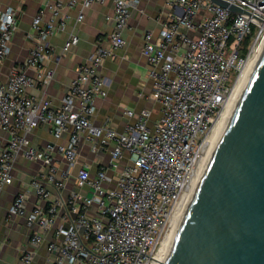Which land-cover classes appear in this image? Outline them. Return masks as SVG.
Segmentation results:
<instances>
[{"label":"built area","instance_id":"built-area-1","mask_svg":"<svg viewBox=\"0 0 264 264\" xmlns=\"http://www.w3.org/2000/svg\"><path fill=\"white\" fill-rule=\"evenodd\" d=\"M227 1L246 13L232 12L212 0H168L176 12L163 23L157 41L152 31L146 34L143 49L154 78L150 98L161 105V117L151 125L152 110H127L132 121L122 132L109 119L97 125L93 118L96 100L108 96L100 68L126 46L125 32L139 0H58L47 3L34 18V32L29 34L34 46L28 57L7 81L0 79V127L9 135L6 146L0 143V192L13 183L21 155L44 165L46 171L17 195L9 216L27 217L36 227L30 239L34 248L55 231L56 239L48 243L53 264L155 263L173 215L193 185L208 140L248 61L264 43V0ZM110 2L114 13L107 21L112 32L106 42H96L88 62L78 67L61 107L54 109L29 94V89L46 86L55 76L48 67L56 50L51 38L67 30L70 16L64 10L80 7L81 22L84 9ZM252 26L257 30L254 35ZM18 30V11H0V65L11 53ZM248 35L253 42L242 54ZM79 42V35L71 33L63 55ZM41 125L52 127L55 140L69 133L68 143L32 146L30 134ZM83 139L92 143L100 169L93 176L88 165L82 166L75 187L67 192ZM32 195L37 204L29 212ZM33 262L34 252L25 250L21 264Z\"/></svg>","mask_w":264,"mask_h":264},{"label":"crops","instance_id":"crops-1","mask_svg":"<svg viewBox=\"0 0 264 264\" xmlns=\"http://www.w3.org/2000/svg\"><path fill=\"white\" fill-rule=\"evenodd\" d=\"M56 1L58 0H0V11L14 8L19 15V30L14 37L11 53L0 65L2 81H7L13 72L22 67L34 46L33 40L29 38V34L34 32V18L47 3L54 4ZM175 12L176 10L169 6L168 0H139L125 32L126 46L118 50L112 59L106 60L100 68V74L106 81L108 96L96 100L97 111L93 118L95 124L103 125L109 119L111 125L122 132L132 121L126 114L130 109L137 113L143 109L152 110L154 114L151 125L161 117V105L150 98L154 90V78L143 49L146 34L152 31L154 40L157 41L163 23L170 20ZM64 13L70 16L67 30L51 38L56 50L48 62V67L55 70V76L50 84L28 91L32 96L50 102L54 109L61 107L65 94L77 77L78 67L88 62L95 51L96 42L99 39L106 42L113 29L112 24L107 21V17L114 13L111 2L84 9V19L81 22L77 21L80 7L67 8ZM71 33L79 35L80 42L72 47L68 54L63 55L64 44ZM27 73L33 77L37 76L35 70H28ZM29 138L32 146L42 148L53 141L67 144L70 134L65 133L61 139L55 140L52 127L41 125ZM8 140V133L0 127L1 146H6ZM91 145L92 143L83 139L80 161L67 181V192L75 187L76 177L82 166L88 165L93 176L100 169V164L91 151ZM109 160L110 155L107 154L103 164L107 166ZM61 168H68L64 160H61ZM45 171L46 168L41 162L29 160L21 155L13 171V183L0 192V264H21L25 250L34 252L33 264H53V258L48 252V243L56 239L55 231L52 230L47 235L41 247L34 248L30 239L36 227L28 224L27 217L9 216L10 207L17 195L25 192L32 179ZM109 174L113 175L111 171ZM49 188L56 192L54 187ZM36 204L37 197L32 195L28 211L30 212Z\"/></svg>","mask_w":264,"mask_h":264},{"label":"water","instance_id":"water-1","mask_svg":"<svg viewBox=\"0 0 264 264\" xmlns=\"http://www.w3.org/2000/svg\"><path fill=\"white\" fill-rule=\"evenodd\" d=\"M166 264H264V53Z\"/></svg>","mask_w":264,"mask_h":264},{"label":"bare ground","instance_id":"bare-ground-1","mask_svg":"<svg viewBox=\"0 0 264 264\" xmlns=\"http://www.w3.org/2000/svg\"><path fill=\"white\" fill-rule=\"evenodd\" d=\"M264 53V43L256 50L254 56L248 61L245 69L243 70V73L236 84L233 93L231 95V98L228 101L227 107L223 114L220 117V120L217 122L209 140L207 143V148L205 150V154L203 155V158L201 159L199 165H198V171L197 175L194 179L193 185L191 188L187 191V193L184 195L183 200L177 207L173 218H172V224L168 231V234L165 238V241L162 245V248L159 252V255L156 258V261L154 264H166L170 253L172 251V248L174 246L175 240L177 238V235L180 231V228L184 222V219L186 217V214L191 206V203L193 202V199L196 195V192L198 190V187L204 177V174L209 167L212 158L222 140L224 137V134L229 127V124L234 116V113L243 97V95L246 92V89L255 73V70L257 69V66L261 60V57Z\"/></svg>","mask_w":264,"mask_h":264},{"label":"rangeland","instance_id":"rangeland-1","mask_svg":"<svg viewBox=\"0 0 264 264\" xmlns=\"http://www.w3.org/2000/svg\"><path fill=\"white\" fill-rule=\"evenodd\" d=\"M256 27L255 26H252V34L254 35L255 33H256ZM252 42H253V39H252V35H248V37L245 39V41H244V43H243V45H242V47H241V52H242V54L243 53H245V50H246V48H248V46L250 47L251 45H252ZM234 75V74H233ZM234 80H235V77L233 76V78H232V83L234 82ZM231 83V84H232ZM127 164V162L126 161H124L123 163H122V167H124L125 165Z\"/></svg>","mask_w":264,"mask_h":264},{"label":"trees","instance_id":"trees-1","mask_svg":"<svg viewBox=\"0 0 264 264\" xmlns=\"http://www.w3.org/2000/svg\"><path fill=\"white\" fill-rule=\"evenodd\" d=\"M247 51V48H246V50H245V52Z\"/></svg>","mask_w":264,"mask_h":264}]
</instances>
